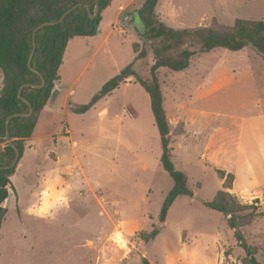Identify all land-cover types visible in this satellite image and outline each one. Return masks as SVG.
<instances>
[{"label":"rangeland","instance_id":"374dc122","mask_svg":"<svg viewBox=\"0 0 264 264\" xmlns=\"http://www.w3.org/2000/svg\"><path fill=\"white\" fill-rule=\"evenodd\" d=\"M120 1L126 0H114L111 9ZM144 1L122 9L103 36L99 31L68 42L51 92L70 88L67 109L58 101L40 118L33 136L42 137L31 155L34 145L25 143L11 177L17 195L10 190L4 203L0 264H241L244 254L232 230L220 212L203 205L221 188L220 169L234 175L230 191L240 202L259 199L260 214L243 232L264 264V60L253 48L197 53L185 71L158 69L172 130L171 163L193 192L163 213L174 182L160 161L146 90L130 76L86 111L72 110L133 61L134 43L147 55L133 62V70L149 80L158 43L134 16ZM156 13L170 29L230 26L236 18L264 20V0H158ZM47 183L58 184L59 198L39 212ZM160 220L146 249L139 233Z\"/></svg>","mask_w":264,"mask_h":264},{"label":"trees","instance_id":"16d2710c","mask_svg":"<svg viewBox=\"0 0 264 264\" xmlns=\"http://www.w3.org/2000/svg\"><path fill=\"white\" fill-rule=\"evenodd\" d=\"M112 0H99V12L94 18L88 17L87 7L95 10V0H0V166L10 165L14 159V150L5 139V120L14 112H28V105L18 96V88L23 84H40L41 77L28 67V57L32 50V31L40 23L57 20L64 11L80 3L69 12L61 22L46 25L35 33L36 48L31 59V66L44 78V85L34 87L25 85L21 95L26 98L33 109L30 116H17L9 121V133L19 151V159L25 150V141L33 136L39 115L47 104L51 92L59 82V68L70 39L74 37L94 36L99 30L102 12ZM158 0H145L137 8L135 18L143 23L149 39L156 40L153 47L154 63L150 67L149 80H144L133 70V62L145 58L146 50L138 51L133 44L136 56L118 75L103 84L101 89L87 104L74 105V112H84L105 95L110 94L126 78L133 76L146 90L150 107L160 139L161 164L172 177L173 186L166 193L162 204V213L181 195L193 196L187 186V176L181 170H174L171 163V124L164 106V95L158 78V69L168 68L181 71L189 66L190 59L197 53H207L215 49L237 52L251 47L264 60V20L236 18L230 26L206 25L195 28L170 29L162 22L157 13ZM88 27V28H87ZM165 30L161 33L159 30ZM195 44L197 49L188 50L187 46ZM181 129L178 134H183ZM18 159V160H19ZM18 163V161H17ZM17 163L10 168L0 169V223L6 211L5 201L10 190L16 195L11 177L16 171ZM222 181L221 188L211 200L203 205L221 213L223 221L232 230L236 246L244 257L241 264H263L257 254V248L250 244L243 232L260 214V202L255 198L251 203L240 202L231 193L234 175L231 172L217 170ZM163 225L160 220L150 231H141L139 237L148 249ZM229 249L223 250L224 259L229 256ZM144 262H146L143 257Z\"/></svg>","mask_w":264,"mask_h":264},{"label":"crops","instance_id":"0c3cea01","mask_svg":"<svg viewBox=\"0 0 264 264\" xmlns=\"http://www.w3.org/2000/svg\"><path fill=\"white\" fill-rule=\"evenodd\" d=\"M134 1L135 0H126L124 3L120 1V2L117 3L116 7L111 9L112 3L114 2V0H112L111 4L102 12V20L100 22L99 30H98V32L100 31L99 35L103 36L104 34H106V32L108 31V28L111 25V23L114 22L117 19L118 13L122 9H126L127 7L133 5ZM134 16H135V13H134ZM85 37H87V36H85ZM74 38H76V37H74ZM74 38L70 39L69 41L73 40ZM84 43H85V40L80 42V44H84ZM187 68L183 69L181 71H185V70H187ZM176 72H179V71H176ZM71 92L72 91L70 90V88L68 90L64 91L63 88L59 87V88H57L56 93H51V96H50L47 104L45 105L44 109L41 111V113L39 115L38 122H39L40 118L43 115H45L47 117V115L51 113V110H56L59 107V105H57L58 101H60V105H62L61 109L66 110L67 109L66 106H67V104L69 102ZM38 122H37V125H38ZM37 125H36V128H37ZM67 129H68V131H70L69 126H68ZM186 133H187V136H188V131H186ZM34 134H35V131H34ZM70 134H71V131H70ZM41 137H42V134L36 133L35 136H31L30 138H28L25 141L26 144L28 143V144L34 145L33 147L30 148L29 155H31V153L33 152L34 148L36 147L37 142H39V139H41ZM50 137H51V135H50ZM179 146H180V143H179ZM26 155H27V153H26ZM56 157H57V159L55 161L59 162L60 156L57 155ZM48 185H49V183L45 184V186L42 187V190L39 193L40 194V198H38V201L36 203L37 206H38L37 207V211H39V212H42L43 210L47 209V204H48L49 200H52L54 198H56V199L59 198V195H57V191H58L59 188L56 187L58 184L54 183L53 185H50V186H48ZM52 187H56L55 190L54 189H50ZM61 187H62V190H63L64 186L62 185ZM65 203L68 204L69 202L66 201ZM256 256H257V254H256Z\"/></svg>","mask_w":264,"mask_h":264},{"label":"water","instance_id":"95a60500","mask_svg":"<svg viewBox=\"0 0 264 264\" xmlns=\"http://www.w3.org/2000/svg\"><path fill=\"white\" fill-rule=\"evenodd\" d=\"M79 5H80V3H77V4L73 5L72 7L68 8L66 11L63 12V14L57 20L46 21V22H42V23L38 24L32 31V50H31V52L29 54V57H28V67L31 70H33L34 72H36L37 74L40 75L41 83L40 84H28V83H26V84L21 85L18 88V92H17L18 96L28 105L29 110L26 113L25 112H14V113L10 114L9 116H7V118L5 120V128H6L5 129V139L8 141L9 145L13 148L15 155H14V159H13V161H12V163L10 165L0 166V169H2V168H10V167L14 166L17 163L18 159H19L18 148H17V146L13 143V141L10 138V133H9V121H10V119L13 118V117H17V116H23V117L30 116L32 114V112H33V109H32V106H31L30 102L21 95L22 87L25 86V85H31V86H34V87H41V86L44 85V82H45L43 76L36 69H34L31 66V59H32L33 53H34L35 48H36L35 33H36V31L38 29H40V28H42V27H44L46 25H54V24H57V23L61 22L62 19L69 12H71L73 9H75ZM87 12H88V17L89 18H94L99 12V0H95V10H94V12H92L89 7H87Z\"/></svg>","mask_w":264,"mask_h":264},{"label":"bare ground","instance_id":"6f19581e","mask_svg":"<svg viewBox=\"0 0 264 264\" xmlns=\"http://www.w3.org/2000/svg\"><path fill=\"white\" fill-rule=\"evenodd\" d=\"M119 239H120V241H121L120 245H121L122 247H125V246H126V240H125L121 235H119Z\"/></svg>","mask_w":264,"mask_h":264}]
</instances>
